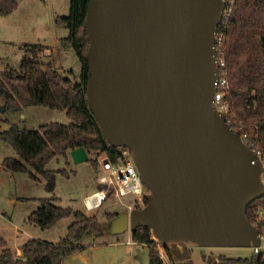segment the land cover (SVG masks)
<instances>
[{"label": "water", "instance_id": "water-1", "mask_svg": "<svg viewBox=\"0 0 264 264\" xmlns=\"http://www.w3.org/2000/svg\"><path fill=\"white\" fill-rule=\"evenodd\" d=\"M226 0H91L84 85L115 147H128L147 204L119 212L108 232L150 227L163 245L253 246L247 208L264 195V163L215 100L216 37ZM88 161L84 146L70 152Z\"/></svg>", "mask_w": 264, "mask_h": 264}, {"label": "trees", "instance_id": "trees-1", "mask_svg": "<svg viewBox=\"0 0 264 264\" xmlns=\"http://www.w3.org/2000/svg\"><path fill=\"white\" fill-rule=\"evenodd\" d=\"M91 0H71L69 15H58L56 23L69 29L63 37V47H73L82 62L81 81L64 75L52 60H45L42 43L25 45L19 69L0 73V112H21L24 107L42 105L52 109L66 110L71 122H51L38 129L21 127L13 123L1 132L2 138L17 152L19 158L8 156L3 165L12 171L28 172L33 179L41 174L53 189L57 175L69 176L65 170L48 169L47 164L58 155L69 157L74 148L84 146L89 155L97 149L108 150L116 156L119 146L111 145L87 100L84 85L90 78L86 60L89 38L85 19ZM20 0H0V15H8L18 8ZM216 46L223 50L225 66L220 77L228 80L224 102L229 104V121L264 161V0H235L224 14L218 28ZM98 168L97 161L89 160ZM31 167V168H30ZM2 167L0 166V172ZM149 191V190H148ZM39 207L29 217L42 229H50L64 218L74 216L67 234L58 242L31 238L23 244V254L16 256L0 233V264H64L72 254L83 251L87 237L105 234L104 225L96 215H87L80 209L61 206L58 197L36 198ZM148 202V200H147ZM264 209V195L247 208L250 220L263 232L258 212ZM117 213L110 214V220ZM147 226L132 231L135 242L149 246L150 264H165L156 248V239ZM208 264H264V250L256 256L231 257L208 256Z\"/></svg>", "mask_w": 264, "mask_h": 264}, {"label": "rangeland", "instance_id": "rangeland-1", "mask_svg": "<svg viewBox=\"0 0 264 264\" xmlns=\"http://www.w3.org/2000/svg\"><path fill=\"white\" fill-rule=\"evenodd\" d=\"M70 7L71 0H20L15 11L8 15H0V73L20 68L25 45L42 43L45 46L44 59L52 60L64 75L80 82L81 59L73 47H63L61 44V37L68 36L70 31L56 23L58 15H69ZM4 102V98L0 96V104ZM228 112L225 114L229 120ZM14 122L21 127L38 129L46 123L68 124L71 120L66 110L42 105L27 106L23 112H0L1 167L5 157L17 154L12 145L1 136V132ZM258 154L262 160V153ZM94 155L95 152L90 154L93 159ZM46 167L53 170L63 169L69 176L59 173L56 185L52 189L41 174L36 173L40 179L35 180L24 173L17 175L18 173L1 169L0 233L10 247L16 249L22 245L25 238L59 241L66 235V224L75 220L74 216L61 219L50 229H42L29 219L31 213L39 206L36 198L55 196L60 199L58 203L61 206L73 208L82 206L80 210L87 215H96L102 221L105 231L102 237L95 235L87 237L83 242L84 250L72 254L64 264H150L148 244L135 242L130 229L118 234L108 232L110 214L128 210L119 200L109 196L99 207L92 209L83 207L84 196L96 188L99 182L97 169L93 163L76 162L69 153L68 158L58 155ZM28 196L32 198H27ZM152 235L157 240V251L167 264L171 262L176 264L178 252L182 250L183 254L189 253V247L198 253L194 254V264L202 262L203 257L209 254L217 258L222 254L231 257H250L254 253L253 246H207L192 241L170 242L164 246L154 233ZM260 250H264V239Z\"/></svg>", "mask_w": 264, "mask_h": 264}, {"label": "built area", "instance_id": "built-area-1", "mask_svg": "<svg viewBox=\"0 0 264 264\" xmlns=\"http://www.w3.org/2000/svg\"><path fill=\"white\" fill-rule=\"evenodd\" d=\"M234 2L235 0H226L224 14L231 9ZM217 53L221 68L226 64L225 59L222 57L223 50L217 48ZM227 87L228 80L220 77L215 100L218 107L225 113L229 110L228 103L223 101ZM247 137L248 134H245L243 139L246 140ZM250 146L252 147V145ZM93 157L98 165L96 171L99 187L92 194L84 197V204L88 209L101 206L109 196H114L128 210L142 208L147 204L149 191L141 179L140 172L128 147L120 146L114 157H111L108 150L97 149ZM258 221L262 223L261 238L264 239V209L258 212Z\"/></svg>", "mask_w": 264, "mask_h": 264}, {"label": "crops", "instance_id": "crops-1", "mask_svg": "<svg viewBox=\"0 0 264 264\" xmlns=\"http://www.w3.org/2000/svg\"><path fill=\"white\" fill-rule=\"evenodd\" d=\"M64 28V27H63ZM65 29H67V28H65ZM65 37V36H64ZM61 38H63V37H61ZM24 109H25V107L23 108V110L21 111V112H23L24 111ZM15 123V122H14ZM71 152V151H70ZM17 153V152H16ZM10 156H12V157H17V158H19V156H18V154H16V155H14V153L12 154V155H10ZM8 157V156H7ZM6 158V157H5ZM4 158V159H5ZM3 159V160H4ZM2 169H3V171H4V169H5V171H12V170H9L8 168H6L4 165L2 166ZM12 172H15V173H18L17 175H19V174H21V173H24V174H27L29 177H31L30 176V174L28 173V172H19V171H12ZM32 178V177H31ZM40 179V177L39 176H37V179H35V180H39ZM99 187V182H98V184H97V187L96 188H94V189H92L91 191H89L88 193H87V195H89V194H92L97 188ZM87 195H85V196H87ZM84 196V197H85ZM27 198H32V196H28ZM39 203V202H38ZM83 204H84V198H83ZM39 207V206H38ZM83 207H85V205L83 206ZM76 209H81L82 208V206L81 207H75ZM69 218V217H68ZM60 221V220H59ZM74 220H72V221H70V223L68 224H66V226H67V229H68V226L73 222ZM65 234H67V232L65 233ZM63 237V236H62ZM132 237V236H131ZM32 238V237H31ZM31 238H25V239H23V241H22V245L21 246H19V247H17L16 249H13L12 247H10L9 246V244H8V246L13 250V252L15 253V255L16 256H20V255H22L23 254V249H22V247H23V244L27 241V240H29V239H31ZM33 238H36V237H33ZM60 240V239H59ZM48 241H50V240H48ZM8 242V241H7ZM51 242H58V241H51ZM165 246V245H164ZM138 250H140V248L138 247ZM181 251V252H180ZM179 252H178V256H177V260L175 261V263L176 264H194V254H198V253H196L197 251L196 250H193L191 247H189V253H187V252H185L186 254H183L184 253V251H182V250H180ZM163 253V252H162ZM222 255H224V254H222ZM203 256H204V254H203ZM208 256H213V255H211V254H209ZM208 256L206 255V257L204 256L203 258V260H202V262H200V263H198V264H208ZM214 257V256H213ZM165 264H167L166 262H165ZM170 264V263H169ZM171 264H172V262H171Z\"/></svg>", "mask_w": 264, "mask_h": 264}]
</instances>
